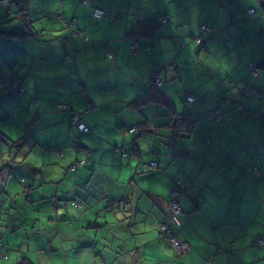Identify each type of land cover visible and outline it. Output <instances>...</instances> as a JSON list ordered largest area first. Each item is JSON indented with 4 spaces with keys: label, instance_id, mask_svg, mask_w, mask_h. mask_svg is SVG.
I'll return each instance as SVG.
<instances>
[{
    "label": "crops",
    "instance_id": "0c3cea01",
    "mask_svg": "<svg viewBox=\"0 0 264 264\" xmlns=\"http://www.w3.org/2000/svg\"><path fill=\"white\" fill-rule=\"evenodd\" d=\"M98 4L0 0V264H264L261 1Z\"/></svg>",
    "mask_w": 264,
    "mask_h": 264
},
{
    "label": "built area",
    "instance_id": "2783aa9c",
    "mask_svg": "<svg viewBox=\"0 0 264 264\" xmlns=\"http://www.w3.org/2000/svg\"><path fill=\"white\" fill-rule=\"evenodd\" d=\"M81 2L86 3V0H81ZM99 0H93V8H92V12H91V16L92 18H94L95 20H100L105 13V10L99 6ZM264 10V8H263ZM248 13L250 16H254L256 14L255 9L254 8H250L248 9ZM168 16H159L157 20L161 21V22H165L167 20ZM65 24L67 25L68 22H65ZM216 29L215 26L210 25V24H202L199 27V33L195 36L192 37V40L200 45L203 43L205 36L209 35L212 31H214ZM137 45V42L134 43V47ZM171 66L174 65V63L170 64ZM247 72H249L252 75H258L259 74V69L258 67L252 65L251 63L247 65L246 67ZM154 83L156 85H160L162 84V79L160 77V75H155L153 77ZM187 100L190 102H193L196 100V97L193 94H189L187 95ZM62 108H70V105L68 104H62L61 105ZM238 107L239 108H243V105L241 103H238ZM260 119L261 121H264V113L260 114ZM70 125L72 127H74L75 129H77L80 132H88L89 126L82 120L80 113L78 112H73L72 116L69 119ZM131 132L135 131V128H130ZM56 153H59V155L62 154V151H55ZM151 167H156L158 166V163L156 161H152L150 163ZM12 166V165H11ZM75 165H72V168H74ZM24 179H22L23 181ZM183 188L182 186V182L180 180H176L174 186L170 189L169 191V206H170V217L172 220V225L174 226H180L182 225V219H181V214L183 213V208L180 204L179 201V195L181 192V189ZM79 200L74 201V204L78 205L79 204ZM161 228V232L163 234V237L165 239L168 240V242L178 251V252H182L186 249L187 245L185 244V242L183 240H181L179 237L176 236V234L174 235L168 225V223L164 222L161 224L160 226ZM259 244H263V239H259L258 240Z\"/></svg>",
    "mask_w": 264,
    "mask_h": 264
},
{
    "label": "trees",
    "instance_id": "16d2710c",
    "mask_svg": "<svg viewBox=\"0 0 264 264\" xmlns=\"http://www.w3.org/2000/svg\"><path fill=\"white\" fill-rule=\"evenodd\" d=\"M5 1H9V0H5ZM260 1H261V3H262L263 8H264V0H260ZM24 20H25L26 23H31V16L29 15L28 12L25 14ZM65 22H66V21H65ZM146 22H152V21H145V22H142V24L144 25ZM69 24H70V22H68L67 25L65 24V26H68ZM257 67H258V69H259V72H260V70H264V58L262 59V61L260 62V64H259ZM154 84H155V83H154ZM155 85H156V84H155ZM156 86H157V85H156ZM78 113H79V112H78ZM72 114H73V113H72ZM71 116H72V115H71ZM187 116H188V115H185V114L179 116V117L177 118L176 124H183V123H185V122H188V124H191V123H193V122L195 121V118H193V117H187ZM89 129H90V128H89ZM7 165H8L9 167H11V168H14V167H15V165H14L13 162L8 163ZM11 165H12V166H11ZM22 179H24V178H22ZM168 225H169V227H170L172 233L175 235V234L177 233V230H176L175 228H173V225H172V224L168 223ZM176 236H177V234H176ZM177 237H178V236H177ZM18 264H35V263H33L32 261H30V260L27 259L26 257H22Z\"/></svg>",
    "mask_w": 264,
    "mask_h": 264
},
{
    "label": "rangeland",
    "instance_id": "374dc122",
    "mask_svg": "<svg viewBox=\"0 0 264 264\" xmlns=\"http://www.w3.org/2000/svg\"><path fill=\"white\" fill-rule=\"evenodd\" d=\"M2 238V234H0V239ZM4 244V243H3Z\"/></svg>",
    "mask_w": 264,
    "mask_h": 264
},
{
    "label": "clouds",
    "instance_id": "9594fccd",
    "mask_svg": "<svg viewBox=\"0 0 264 264\" xmlns=\"http://www.w3.org/2000/svg\"><path fill=\"white\" fill-rule=\"evenodd\" d=\"M158 86V85H157ZM70 109V108H69ZM6 158V157H5Z\"/></svg>",
    "mask_w": 264,
    "mask_h": 264
}]
</instances>
